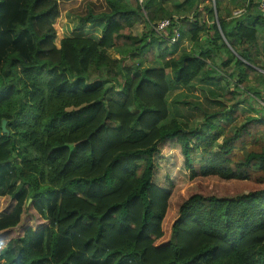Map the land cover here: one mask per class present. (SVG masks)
I'll return each instance as SVG.
<instances>
[{
    "label": "trees",
    "instance_id": "trees-1",
    "mask_svg": "<svg viewBox=\"0 0 264 264\" xmlns=\"http://www.w3.org/2000/svg\"><path fill=\"white\" fill-rule=\"evenodd\" d=\"M221 1L104 0L78 16L79 28L101 23L98 38L57 46L56 0H0V197L12 201L0 238L34 221L18 252L14 237L0 246V264H264V108L245 116L214 100L207 112L219 95L202 88V134L174 97L233 65V86L264 106L248 80L264 16L230 0L242 12L222 18ZM168 3L195 8L189 53L161 46L178 23Z\"/></svg>",
    "mask_w": 264,
    "mask_h": 264
},
{
    "label": "rangeland",
    "instance_id": "rangeland-1",
    "mask_svg": "<svg viewBox=\"0 0 264 264\" xmlns=\"http://www.w3.org/2000/svg\"><path fill=\"white\" fill-rule=\"evenodd\" d=\"M57 2L60 0H56ZM84 1V2H83ZM91 0H81L80 6H78V8L80 9V12H78V16H83L87 10H82L80 7H85L86 3H89ZM126 2H129L130 0H125ZM86 2V3H85ZM255 2H257V0H253V3L255 4ZM78 3V0H73L71 3H69L70 5H73L74 7H76V4ZM238 3V2H237ZM237 3H233L230 0H222L220 7L222 10L221 14H224L225 17H232V15H235L234 12L237 10H240L239 4ZM59 8L60 10L62 9L63 6L67 7V2H65V0H61V2L59 3ZM253 4V11H255V5ZM169 9H171V7L169 6ZM194 7L190 8V6H185L183 9H177L178 12V16L174 15V18H176L179 22H183L185 25L189 26H193L194 25V21L195 19V13L194 11ZM78 16H75L74 18H67L64 20L65 22L68 23H62L61 21L58 22V24L56 25L57 28V33H56V39H55V44L58 46L59 44V39L64 38V37H68V36H76V35H82L80 34V32L78 29ZM200 17H198L197 21L200 24ZM56 23V22H55ZM94 26V25H93ZM146 28V24L145 23H141L138 27L137 30H139V32H141L142 30V34L144 32ZM166 30H164L163 34H166L165 32ZM89 34H92L90 36L92 37H98V35L100 34V28L97 27H90L87 31ZM85 32H83V34H85ZM171 36L169 37L170 40ZM60 39V40H61ZM202 44L206 45L208 43L207 38H202L201 39ZM167 43V42H166ZM259 43V41H258ZM170 45H174V44H170ZM163 46V44H162ZM173 50V49H172ZM175 50V49H174ZM192 50V46H190V43L187 44L186 46L181 48V52H174V54H180V53H189ZM154 51H156V48H154ZM118 52V51H117ZM119 53V52H118ZM112 56H114L112 54ZM120 56V55H119ZM112 58V57H111ZM113 59H117V58H113ZM218 62V61H217ZM149 65V64H148ZM220 67H218L219 69ZM253 70L256 71L258 67H254L252 66ZM233 65L229 66L227 69H223V70H219V71H215V72H211L210 75L211 76H215V81L213 84H206L205 86L202 85L199 80L193 82L188 88H181V87H175V92H174V97H177V101H179L178 104V109H179V114H180V119L183 120V122L187 123V125H189L190 128L194 129L196 132H201L202 134H206V128L202 127V122H203V113L204 110L200 109V105L198 104L199 102L205 103V95L202 92V88L209 90V93L206 94L207 98L210 97L211 92H215L216 94L219 95V97H217L216 99L210 98V100H212V104L208 105L207 108V112H211L216 110L217 104L214 103V100H216L215 102L218 103H224L226 106H228V110L231 111V108L233 106H237L238 110L242 112L241 107L239 106V104H246V105H250V106H254V104H256V109L257 110H261L260 114H263V109L261 107L264 108L263 103L258 102V100H256L255 97L250 96L248 93H246L245 90H243L241 87L240 88H235L233 86V82L234 79H236V72L233 71ZM254 73H251L249 76L251 77V80L249 81V84L254 88L256 87V85L254 84V80L255 82L258 81V77H254L253 75ZM262 78V82L264 83V76L261 77ZM201 84V85H199ZM230 92H236L237 95L235 96V98L232 101H226L225 100V96H227V94H229ZM204 96V97H203ZM190 102H194L195 104H197L198 106H193ZM259 114V115H260ZM258 115V114H256ZM222 116H223V120H230L231 119V115H228L226 113V110H224L222 112ZM198 143V140L194 139V141H192V144H196ZM236 153L239 152V150H235ZM12 203V201H10V199L3 198L0 197V211L5 210L8 206H10V204ZM32 210V209H31ZM34 221L28 220L26 222H21L20 226H18V228L15 229V231L13 232H8V234L4 237V238H0V246H5V244L7 243V241L14 237V243L13 246L15 248V251L18 252L19 251V244L17 243L15 237L21 235L23 233V230L28 227V226H33ZM24 226V227H23Z\"/></svg>",
    "mask_w": 264,
    "mask_h": 264
},
{
    "label": "crops",
    "instance_id": "crops-1",
    "mask_svg": "<svg viewBox=\"0 0 264 264\" xmlns=\"http://www.w3.org/2000/svg\"><path fill=\"white\" fill-rule=\"evenodd\" d=\"M64 1V0H63ZM73 0H65V2H67V4H69V3H71ZM81 0H78V3L76 4V7H74L73 5H67V7H65V6H63L62 7V9L60 10V15L58 16V18L56 19V23L54 24V27H55V29H56V31H57V28H56V25L58 24V22L59 21H61L63 24L64 23H68V22H65L64 20L66 19V17L67 18H74L75 16H78V12H80V9L78 8V6H80L81 5V3H83V2H80ZM59 3L61 2V0L60 1H58ZM232 2V1H231ZM237 2V1H236ZM236 2H234V3H236ZM86 3V2H85ZM257 4H258V0H257V2H255V9L257 10ZM164 6L165 7H167L168 8V10H170L169 9V6L171 7V9H172V11L174 12L175 10H174V8H175V6L174 5H171L170 3H168V4H164ZM60 7V6H59ZM82 10H88V9H90V8H93V9H95L96 11H102L104 8H105V2H104V0H91L89 3H86V5H85V7H80ZM220 10H222L221 9V7H220ZM177 11V10H176ZM175 11V12H176ZM172 12V13H173ZM222 13V11H220V15H221V17L222 18H227V17H225L224 16V14H221ZM176 16H178V14L177 13H174ZM179 17V16H178ZM100 22L99 21H96L95 23H93V24H86V25H84V27L83 28H79L78 27V29H79V31H82V32H80V34H82V35H85V36H90V35H92V34H89L87 31H88V29L90 28V27H97V28H100ZM141 24V23H140ZM140 24H138V25H136L134 28H133V33L135 34V35H137V36H140V35H142V30H141V32H139V30H137V27L140 25ZM94 25V26H93ZM193 27V26H192ZM191 26H187V25H185L183 22L181 23V22H179L178 21V23L175 25V28H174V30H178L179 32H180V37L181 38H179V40H177L176 42H175V44L174 45H170L168 42L167 43H161V46H162V44H163V46H166V47H168V49H169V51L170 52H172V53H174V52H181V48L182 47H184V46H186L187 44H189L190 43V46H192V44H191V42L189 41V39H188V37H189V34H188V32H189V30L192 28ZM174 30H173V32H174ZM86 31V33L85 34H83V32H85ZM57 33V32H56ZM100 36V34L98 35V37ZM173 35H171V37H172ZM97 37V38H98ZM61 39V38H60ZM60 39H59V41H60ZM258 41H259V53H260V59H261V66H260V68H257V70L256 71H254L253 73V75H254V77L256 78V77H258V81L257 82H255V80H254V84L256 85V87H254L256 90V92H259V95H261L262 94V92L264 91V83L262 82V76H264V70L262 69V68H264V44H263V38H262V36L261 35H259L258 36ZM59 45V44H58ZM173 49V50H172ZM175 49V50H174ZM112 54L114 55V56H112ZM108 55L110 56V57H112V58H119L120 56V54L117 52V51H115V50H109L108 51ZM248 80L250 81L251 80V77L250 76H248ZM195 82V81H194ZM199 85H201V84H199ZM256 100H258V102H260V100L258 99V97H256ZM239 106L241 107V110H242V112L244 113V115L245 116H255L256 114H260L261 113V110H257L255 107H256V104H254V106H250V105H246V104H239ZM263 111V110H262Z\"/></svg>",
    "mask_w": 264,
    "mask_h": 264
},
{
    "label": "built area",
    "instance_id": "built-area-1",
    "mask_svg": "<svg viewBox=\"0 0 264 264\" xmlns=\"http://www.w3.org/2000/svg\"><path fill=\"white\" fill-rule=\"evenodd\" d=\"M258 11L264 16V0H258L257 4ZM242 12V10H237L234 12L235 15H239ZM171 21L169 18H165L161 20L160 22L156 23L155 26H153V31L161 36L164 32V30L170 25ZM180 38V32L176 29L173 32V36L168 40L169 44H175V42Z\"/></svg>",
    "mask_w": 264,
    "mask_h": 264
},
{
    "label": "water",
    "instance_id": "water-1",
    "mask_svg": "<svg viewBox=\"0 0 264 264\" xmlns=\"http://www.w3.org/2000/svg\"><path fill=\"white\" fill-rule=\"evenodd\" d=\"M1 128H2V131H3V132H7V129H6V121H5V120L2 121ZM30 201H31V200L29 199V200H28V203H29Z\"/></svg>",
    "mask_w": 264,
    "mask_h": 264
}]
</instances>
